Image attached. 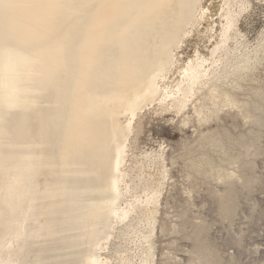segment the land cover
Instances as JSON below:
<instances>
[{
  "label": "bare ground",
  "instance_id": "bare-ground-1",
  "mask_svg": "<svg viewBox=\"0 0 264 264\" xmlns=\"http://www.w3.org/2000/svg\"><path fill=\"white\" fill-rule=\"evenodd\" d=\"M252 8L0 0V264L221 263L212 222L191 211L205 187L232 223L242 188L262 182L264 30L251 42L242 28ZM147 113H172L192 136L142 146Z\"/></svg>",
  "mask_w": 264,
  "mask_h": 264
},
{
  "label": "rangeland",
  "instance_id": "rangeland-1",
  "mask_svg": "<svg viewBox=\"0 0 264 264\" xmlns=\"http://www.w3.org/2000/svg\"><path fill=\"white\" fill-rule=\"evenodd\" d=\"M252 1L253 8L243 18L242 28L248 35L249 41L255 42L264 30V0ZM215 10L216 8L213 9L214 17L209 18L210 26L217 24L218 15ZM195 43L192 42V45ZM193 48L194 46L190 47V50L194 55ZM172 117V113H168L166 116L147 113L144 129L140 136L141 145L153 147L159 141L166 140L177 148L186 137L192 136L193 129H187L186 132L180 130L176 126V118L173 121ZM233 123L238 125L236 130L247 128L240 118L228 117L227 125L235 130ZM260 133L261 145H264V127ZM256 171L258 175H261L262 182L256 184L252 192L248 188H242L239 198L240 208L232 223L229 220H221L218 215L219 210L205 187L200 188V192L196 194L197 206L192 208L194 210L191 211V215H197V210H200L212 222L209 235L222 253L223 258L220 264H264V154L257 158ZM174 175L178 181L177 187L173 190L176 203L184 204L183 200L186 196L183 189L184 173L178 167L175 169ZM178 243L182 245L180 249H184L183 247L190 241L184 238ZM178 253L187 255L183 250Z\"/></svg>",
  "mask_w": 264,
  "mask_h": 264
}]
</instances>
